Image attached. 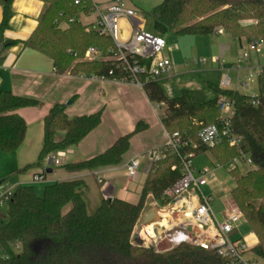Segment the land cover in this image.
Returning <instances> with one entry per match:
<instances>
[{
    "label": "trees",
    "instance_id": "trees-1",
    "mask_svg": "<svg viewBox=\"0 0 264 264\" xmlns=\"http://www.w3.org/2000/svg\"><path fill=\"white\" fill-rule=\"evenodd\" d=\"M42 1L46 9L37 29L25 42L27 47L50 56L61 74L70 72L119 80L125 77L115 68L111 75L113 65L109 61L82 60L88 47L97 46L107 52L113 44L97 31L86 30L81 20L87 11L85 4H75L74 0ZM12 2L1 1L4 17L0 31L9 26ZM146 12L153 19L155 32L164 37L209 35L222 26L233 37L245 38L249 43L264 40V0H162ZM245 19L258 22L243 26L241 22ZM61 22L67 25L62 26ZM9 44L3 42V47ZM143 89L150 101L164 107L162 122L167 131L186 134L198 145L187 146L184 153L193 152L194 158L210 152L221 164L238 155L239 151L222 137L213 147L199 142L202 126L218 122V98L196 103L188 92L168 98L158 81L145 82ZM218 93L233 102L231 126L242 137L241 147L257 167L245 173L240 169L230 172L235 177L231 194L249 229L259 239L253 254L257 260L264 261V67L258 76L257 104L251 102L252 96L236 90L220 88ZM38 103L33 98L0 91L2 152L17 151L26 137L27 123L15 111ZM66 108L65 104H56L50 109L44 119V140L38 161L25 169L40 166L50 153L76 146L101 123V111L71 118ZM140 129L138 125L103 154L63 166L72 171L117 164L128 150L131 136ZM181 166L177 154L165 151L152 162L136 203L107 198L93 213H89L82 195L85 184L81 179L49 183L43 196L36 193L34 185L17 186L6 214L0 210V264H229L214 251L188 242L166 251L134 243V231L145 211L147 196L152 194L161 205H166L168 200L163 198V193L182 176ZM16 245L20 247L18 253L14 251Z\"/></svg>",
    "mask_w": 264,
    "mask_h": 264
},
{
    "label": "crops",
    "instance_id": "crops-1",
    "mask_svg": "<svg viewBox=\"0 0 264 264\" xmlns=\"http://www.w3.org/2000/svg\"><path fill=\"white\" fill-rule=\"evenodd\" d=\"M1 1L0 25L4 17ZM98 1L106 3L108 0ZM128 4L138 8L130 2ZM45 9L46 3L42 0H13L9 26L0 31V91H10L39 102L37 106L21 107L15 111L27 123L26 137L17 151L5 153L0 150V179L11 176L14 168L29 170L41 166L25 169L35 162L26 158L29 154L39 156L44 140V119L53 106L65 104L66 112L71 118L98 111L102 114L101 123L79 144L68 148L69 152L63 159V164L103 154L119 138L133 132L138 125L141 129L131 136L129 148L119 163L91 170L72 171L64 166H52L50 167L52 172L48 173L51 175L50 183L83 180L85 186L82 195L87 208L90 207L91 210H96L107 198H119L136 203L151 168L152 152L167 144L169 140V132L162 122L164 107L150 101L143 87L136 83L57 72L54 60L50 56L25 44L37 29ZM91 19L93 17L87 18L86 21ZM82 20L85 22V17H82ZM165 38L167 47L163 55L171 59L173 69L158 82L168 98H175L183 92H188L194 102L204 103L218 98L220 88L240 93L241 88L252 91L253 86L250 84L249 87H244L242 81L251 70L264 67L263 43L261 52L251 53L238 69L239 55L247 49L249 42L245 38H235L225 30L209 35H169ZM3 42L10 44L3 47ZM201 58H206V61L199 62L198 59ZM227 76L231 83L224 86L223 79ZM255 78L256 93L242 94L253 96L258 93V76ZM208 153L212 159L206 156ZM6 155H16L15 165L7 169L1 166V162L8 159L5 162L8 164L9 159H14V156ZM133 157H138L140 165L137 174L129 177L126 173V164ZM193 162L196 169H201L206 166L213 167L216 160L210 152H206L194 157ZM34 173L28 177L23 174L16 176L15 184L34 185L32 181ZM214 183L215 181L203 187L205 193L213 196L212 207L215 201L213 191L217 186ZM155 201L152 194L147 196L142 217ZM223 209V203L218 212L213 207L219 218L222 217ZM240 233L247 237L253 247L257 245L256 234L249 229L247 221L240 225Z\"/></svg>",
    "mask_w": 264,
    "mask_h": 264
},
{
    "label": "built area",
    "instance_id": "built-area-1",
    "mask_svg": "<svg viewBox=\"0 0 264 264\" xmlns=\"http://www.w3.org/2000/svg\"><path fill=\"white\" fill-rule=\"evenodd\" d=\"M74 2L86 6L87 11L82 14L85 22L81 18L87 26L86 30L97 31L101 36L110 38L113 43L107 52H103L97 46L88 47L82 57L83 61H109L113 65V69L109 72L111 75L114 74V68L121 70L125 77L120 81L136 83L142 87L145 82L158 81L172 71L171 59L163 55L167 47L166 38L138 25L137 20L142 19L139 9L131 7L126 0H108L106 3L98 0H74ZM90 17L93 19L86 21ZM72 21L74 20L70 19V22ZM61 25L66 26L67 23L61 22ZM223 31L222 27L216 29L217 33ZM263 43L264 40L250 42L247 49L240 53L237 68L240 69L241 64L251 53H260ZM198 61L204 62L206 58ZM261 70V68L251 70L245 76L242 85L249 87L252 78L259 76ZM98 78L107 79L104 76ZM230 83L231 79L228 76L223 79L224 86H229ZM255 96L253 95L251 99L253 104H257ZM217 107L218 122L202 126L198 132L199 142L204 146L213 147L222 137L230 147L239 151L238 155L227 164L216 162L213 167L196 169L193 162L194 153L187 154L183 151L187 146L197 148L198 145L190 136L179 131L169 133L167 144L152 152V162L161 158L165 151H172L181 158L182 176L164 191L163 198L168 200L166 205H161L157 200L154 202L153 206L159 209V219L154 223H159L161 220L165 222L160 226L159 233L152 234L153 228L150 230L149 225L142 229L141 236L146 247L164 238L174 247L175 239L177 244L188 242L212 250L226 259L229 264H259L257 259L248 258L249 253L253 254L254 247L248 242L247 237L240 233V225L247 220L231 192H227L222 200L224 209L222 217L219 218L212 207V194L203 191L204 186L216 181L218 170L224 169L230 173L234 169L246 172L256 168L251 156L241 147L242 137L231 126L234 115L233 102L227 97L219 96ZM68 152L69 150L65 149L48 154L43 160L40 171L33 174V183L46 182L48 168L62 165ZM139 165L138 157L131 158L126 164L127 175L134 177ZM16 188V184L5 179L0 180V210L9 206ZM176 231L179 235L172 237L171 233ZM15 248L20 247L16 245ZM5 257H8V254H5Z\"/></svg>",
    "mask_w": 264,
    "mask_h": 264
},
{
    "label": "rangeland",
    "instance_id": "rangeland-1",
    "mask_svg": "<svg viewBox=\"0 0 264 264\" xmlns=\"http://www.w3.org/2000/svg\"><path fill=\"white\" fill-rule=\"evenodd\" d=\"M128 1L131 4L135 5L136 7H138L137 9H139L140 12H141L142 19L137 20L138 25L144 27L147 31L156 33L155 32V29H154L153 19L150 17V15L146 11L148 9H150L151 7H153V6L161 3L162 0H128ZM255 20L256 19H245V20H243L241 22V24L243 26H247L249 24H254V21ZM220 27H222V26H220ZM234 77H235V74H233V78ZM250 84H251V86H253V90L252 91H250L248 89H243V88H241L240 91L242 93H248L250 95L253 94V93H256V91H257V79L255 77L252 78V80L250 81ZM6 156H14L13 157L14 159H12V160L9 159L8 164L5 163L8 159L6 161L1 162V166L4 167L5 169L9 168L11 165L14 166L15 165L14 163L16 161V159H15V156L16 155H6ZM206 156L208 158H211V155L209 153ZM33 157H35V158H33ZM36 157L37 156H35V154H34V156H32L31 154H29L26 159H33L32 161H35V162H32L31 163V164H33V163H36L38 161V157H37V160H36ZM7 158H9V157H7ZM42 165L43 164H41L40 167H34V168L29 169V170H23V168H21V169H15L14 168L13 171H12L11 176L9 175V176H6V177L1 178V179L8 180L11 183L15 184L16 176L23 174V175H25V177H28V176H30V174H32L34 172H39L40 169H41V167H42ZM63 165L64 164H62L60 166H63ZM244 173H245V171H244ZM216 178H217V180L215 181L214 184H216L217 186H216L215 191H213L214 198H215L213 207L218 212L220 210V208H221V203H223L222 199L225 197V194L227 193L226 191L232 190L234 188V186H235V181H234L235 180V177H234V175H230V174L226 173V171L223 169V170H220V171L217 172ZM50 181H51V175L50 174H47V181L46 182H40V183H35L34 184L36 193L39 196H43L44 195L45 186L47 184H49ZM87 209H88L89 213H93L95 211V210H91L90 207H88ZM1 211H3L6 214L7 207H3L1 209ZM142 218L143 217H141V220H142ZM140 224H141V221L136 226L135 231H134V234L138 230ZM177 235H179V232L178 231L171 233V236L172 237H175ZM255 240H257V244H258L259 239H258L257 235H256V239ZM134 243L137 245V243L135 241H134ZM173 243L174 244H177V241L174 239L173 240ZM150 246H153L157 251H166V250H169L170 248L173 247L172 244L167 239H165V238L159 240L157 243H154V242L151 243ZM14 251L16 253H18V252H20V249H16L15 248ZM248 258H254V259H256L255 256H254V254H252V253H249L248 254ZM258 262H259V264H264V261H262V260H258Z\"/></svg>",
    "mask_w": 264,
    "mask_h": 264
},
{
    "label": "water",
    "instance_id": "water-1",
    "mask_svg": "<svg viewBox=\"0 0 264 264\" xmlns=\"http://www.w3.org/2000/svg\"><path fill=\"white\" fill-rule=\"evenodd\" d=\"M48 173L52 172L51 168H48ZM159 219V209L156 206H152L147 210V212L144 214L141 224L138 228V230L134 234V241L137 243L138 246H144V241L141 236V231L144 227H147L151 225L152 223L158 221Z\"/></svg>",
    "mask_w": 264,
    "mask_h": 264
},
{
    "label": "bare ground",
    "instance_id": "bare-ground-1",
    "mask_svg": "<svg viewBox=\"0 0 264 264\" xmlns=\"http://www.w3.org/2000/svg\"><path fill=\"white\" fill-rule=\"evenodd\" d=\"M164 223L165 222H163L161 220L159 223L151 224L149 229L152 230V228H153V231H151L152 234H156L157 235L159 233V231H160V226H162Z\"/></svg>",
    "mask_w": 264,
    "mask_h": 264
}]
</instances>
